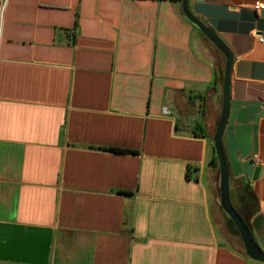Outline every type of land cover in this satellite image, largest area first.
<instances>
[{
	"label": "crops",
	"instance_id": "1",
	"mask_svg": "<svg viewBox=\"0 0 264 264\" xmlns=\"http://www.w3.org/2000/svg\"><path fill=\"white\" fill-rule=\"evenodd\" d=\"M260 1L189 9L233 53L223 146L264 249ZM224 64L181 0H6L0 264H264L218 201Z\"/></svg>",
	"mask_w": 264,
	"mask_h": 264
},
{
	"label": "water",
	"instance_id": "2",
	"mask_svg": "<svg viewBox=\"0 0 264 264\" xmlns=\"http://www.w3.org/2000/svg\"><path fill=\"white\" fill-rule=\"evenodd\" d=\"M181 8L188 20L196 25L200 32H202L203 35L221 51L225 58L222 79V108L219 121L213 134V145L219 172L218 201L222 210L231 218L234 225L236 226L245 255L255 261L264 263V249L257 242L251 226H249L233 202L231 195L230 169L223 146V133L229 118L230 74L233 62V53L228 45L211 28H209L203 21H201L190 11L189 0H181Z\"/></svg>",
	"mask_w": 264,
	"mask_h": 264
},
{
	"label": "trees",
	"instance_id": "3",
	"mask_svg": "<svg viewBox=\"0 0 264 264\" xmlns=\"http://www.w3.org/2000/svg\"><path fill=\"white\" fill-rule=\"evenodd\" d=\"M201 35L206 39V40H208L204 35H203V33L201 32ZM128 150H130V149H128ZM130 151H132V150H130ZM215 162H217V158H216V161ZM250 201H251V199L249 198V201L247 200V207H250ZM238 208V207H237ZM239 209V211L241 212V214L243 215V217L245 218V220L247 221V223L249 224V226H251V224H250V219H251V217H252V215L255 213V208H253L252 210H250V211H242L240 208H238ZM225 215H226V217H227V219H228V229L231 231V232H233L235 235H237V236H239V234H238V230H237V228H236V226L234 225V223H233V221L231 220V218L225 213ZM243 251H244V249H243Z\"/></svg>",
	"mask_w": 264,
	"mask_h": 264
},
{
	"label": "built area",
	"instance_id": "4",
	"mask_svg": "<svg viewBox=\"0 0 264 264\" xmlns=\"http://www.w3.org/2000/svg\"><path fill=\"white\" fill-rule=\"evenodd\" d=\"M5 1H6V0H0V9L3 8ZM254 8H255V10H261V9H264V2H261V1H260V2H256V3L254 4ZM258 38H259V41H264V36H263V35L258 34ZM164 110L166 111L167 108H164Z\"/></svg>",
	"mask_w": 264,
	"mask_h": 264
}]
</instances>
